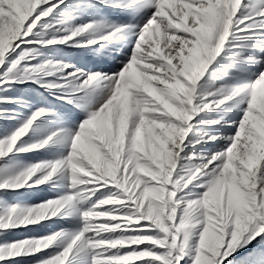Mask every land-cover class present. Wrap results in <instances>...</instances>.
<instances>
[{
	"label": "snow or ice",
	"instance_id": "1",
	"mask_svg": "<svg viewBox=\"0 0 264 264\" xmlns=\"http://www.w3.org/2000/svg\"><path fill=\"white\" fill-rule=\"evenodd\" d=\"M0 264H264V0H0Z\"/></svg>",
	"mask_w": 264,
	"mask_h": 264
}]
</instances>
